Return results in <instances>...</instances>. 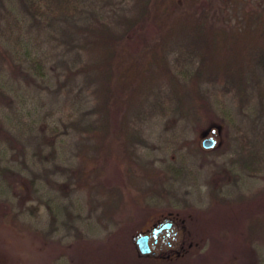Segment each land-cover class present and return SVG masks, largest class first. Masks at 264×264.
I'll use <instances>...</instances> for the list:
<instances>
[{
  "label": "trees",
  "instance_id": "1",
  "mask_svg": "<svg viewBox=\"0 0 264 264\" xmlns=\"http://www.w3.org/2000/svg\"><path fill=\"white\" fill-rule=\"evenodd\" d=\"M50 44L60 48L59 59L44 52V45ZM50 59L57 61L53 70H60L68 92L76 89V115L68 124L62 117L59 122L70 128L64 134L77 139V156L97 163L93 170L106 161L130 166L143 138L138 123L155 114L173 122L175 132L179 125L187 129L192 123L205 126L221 119L237 133L238 148L230 163L252 174L264 172V0H0V138L10 143L0 148V197H10L1 175L23 176L25 170L35 175L39 164L46 173L69 177L56 188L65 207L63 190L69 187L70 195L78 194L83 167L70 159L64 162V138L52 145L47 165L53 168L41 165L22 142L42 120L39 109L29 111L28 120L26 112L11 117L3 108L4 103L18 105L20 94L11 86L12 78L50 81ZM46 129L57 138L63 135L57 124L46 123ZM19 143L23 166L7 157L8 152L20 157L15 151ZM30 182L38 192L36 179ZM39 187L43 197L51 196L47 201L57 194L41 183ZM116 191H123L119 202L129 206L139 207L147 196L139 188L127 192L123 186L110 191L109 199ZM216 196L214 189L213 201ZM219 205L214 201L206 211L179 212L186 226L182 255L196 253L208 234H215L216 224L205 217ZM257 216L244 210V221L224 220L222 237L246 243ZM125 243H114L111 251L127 253ZM167 255L135 252L132 259L138 264L176 260ZM118 258L117 264H132ZM235 262L231 256L225 261Z\"/></svg>",
  "mask_w": 264,
  "mask_h": 264
},
{
  "label": "rangeland",
  "instance_id": "2",
  "mask_svg": "<svg viewBox=\"0 0 264 264\" xmlns=\"http://www.w3.org/2000/svg\"><path fill=\"white\" fill-rule=\"evenodd\" d=\"M52 45H44V52L49 58L57 54L54 59H59L60 48L54 49ZM56 64V60L50 59L47 68L51 79L47 82L21 75L12 78L11 86L21 98L18 97L17 106L10 102L4 103L3 108L11 117L17 111L18 115L24 112L27 115L35 108L39 109L42 120L36 123L31 138H27L28 134L22 136V142L27 143L29 155L45 166L52 156V145H59L58 139L64 138L61 141L66 157L64 162L70 159L71 163L80 164L84 169L80 186L77 185L78 194L75 191L70 195L69 187L63 190L66 208L62 207L61 192L56 188L69 177L63 172V175L46 173L39 164L34 167L35 175L28 170L23 176L10 172L1 175L6 180L11 200L0 197V264H117L119 255L123 262L138 264L132 259L135 252L138 253L133 241L137 234L150 229L159 218L174 216L185 223L179 212L206 211L214 201L223 205L211 210L205 220L216 224L215 234H208L206 242L194 254L182 255L181 252L177 255L175 247L164 251V255L174 251L171 256L176 260L160 264H226L229 256L237 259L233 264H264V172L252 174L238 170L237 164L230 163L238 148L235 129H229L220 119L205 126L192 123L187 129L179 125L175 132L173 122L159 115H149L138 123L143 138L136 145L138 157L134 156L132 164L106 161L95 171L93 167L97 163L81 153L77 156V139L64 134L70 128L59 122L62 117L68 124L76 115L73 107L76 89L68 92L70 88L64 87L60 70H53ZM25 117L32 118L30 115ZM46 123L57 124L63 135L57 138L51 134ZM213 125L220 126L221 136L217 146L207 150L202 147L203 134ZM3 131L0 124L1 137ZM3 139L0 138V148L10 145ZM20 146L19 143L15 150L20 154L19 158L14 159L10 152L7 157L13 164H19L15 160H20L23 166L25 160ZM29 163L31 160L25 166ZM49 167L53 168V165H47ZM34 179L52 190V195L57 193L52 201H47L51 196L41 195L39 184L38 192H33L30 181ZM123 186L126 191L139 188L140 192L147 193L139 207L119 202L118 193L123 191L113 192L109 199L110 191ZM214 189L218 196L213 201ZM51 209L57 214L58 221ZM244 210L258 214L248 229L251 238L242 243L230 236L222 237L221 224L229 218L244 221L241 217ZM124 241L127 253L111 251L114 243Z\"/></svg>",
  "mask_w": 264,
  "mask_h": 264
},
{
  "label": "flooded vegetation",
  "instance_id": "3",
  "mask_svg": "<svg viewBox=\"0 0 264 264\" xmlns=\"http://www.w3.org/2000/svg\"><path fill=\"white\" fill-rule=\"evenodd\" d=\"M165 219H168V221L166 220L167 222L162 223ZM150 229L154 230L150 237L151 248L155 252V256L152 257H162L164 256V251L173 247H175L177 255L181 254L186 243V226L183 220L174 216L159 218ZM172 253L174 251H170L167 256Z\"/></svg>",
  "mask_w": 264,
  "mask_h": 264
},
{
  "label": "water",
  "instance_id": "4",
  "mask_svg": "<svg viewBox=\"0 0 264 264\" xmlns=\"http://www.w3.org/2000/svg\"><path fill=\"white\" fill-rule=\"evenodd\" d=\"M221 136V128L218 125L210 126L203 134L202 147L204 149H212L217 146ZM168 219H165L162 223ZM170 220V219H169ZM166 221V222H167ZM154 233L153 229L137 234L134 238V244L141 256H155L150 244V237Z\"/></svg>",
  "mask_w": 264,
  "mask_h": 264
}]
</instances>
